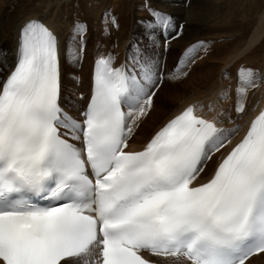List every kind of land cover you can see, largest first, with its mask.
Here are the masks:
<instances>
[{"label":"snow or ice","instance_id":"snow-or-ice-1","mask_svg":"<svg viewBox=\"0 0 264 264\" xmlns=\"http://www.w3.org/2000/svg\"><path fill=\"white\" fill-rule=\"evenodd\" d=\"M143 7L144 35L167 49L182 31L172 36L173 17L150 0ZM85 29L74 22L73 63ZM210 43L189 45L168 79L186 77ZM129 47L123 63L110 52L95 60L90 96L73 115L60 102L56 30L40 17L19 26L0 81V264H264V106H248L264 73L240 66L214 100L188 102L134 147L164 77L158 57Z\"/></svg>","mask_w":264,"mask_h":264},{"label":"bare ground","instance_id":"bare-ground-1","mask_svg":"<svg viewBox=\"0 0 264 264\" xmlns=\"http://www.w3.org/2000/svg\"><path fill=\"white\" fill-rule=\"evenodd\" d=\"M14 1L15 0H0V81L5 79L11 69L14 67L15 49L19 26L25 19L30 17H40L50 26L54 27L59 36L61 43L60 102L62 107L75 115L76 109H82L87 98L90 96L91 77L94 66L93 63L101 55H91V66L88 63V66H85V69L82 68L80 72L81 74L84 73V76L81 77V84L80 82L77 83L75 78H72L74 81L72 84V81H70V78L68 77V72L66 74V78L63 80L64 76L62 77V75L63 73L65 74V65L62 60L64 59L66 61L68 69H70V64H73L72 68L75 70L77 69L78 63L81 61L82 55L87 53L83 49L80 59L73 63L70 57V49L64 48V43L65 41L68 42V39L72 37L71 30L75 20L81 15V10L85 11L87 19H89L88 23L90 26L88 25L87 28L88 31L90 29V32L92 33L99 19V9L96 7V5H93L92 8L89 7L85 0H17L16 3L13 4ZM125 1L127 0L117 1L119 4L117 8L119 10L124 11L125 7L128 6L125 4ZM214 1L155 0V4L162 11L167 12L173 16V18H175V21H177V26L179 24L183 25V32L179 38H169V49L183 47L184 49L182 48L183 50L181 49L180 51L182 55L186 44L188 43L195 44L201 40L209 41L211 43L207 52L200 50L194 55L193 59L196 65H190L192 66V69L194 68V70L187 71L186 67L183 68V71H187V76L184 77V79L182 78L183 80L180 81L181 84H179V86H173L171 91L166 90L168 96L164 101L155 102L154 108L151 110L150 114L144 118L143 122L135 132L134 138L131 140V146H138L143 140H145L156 129H158L163 122L170 118L172 114L185 106L188 102L200 99L203 100L205 104H207L209 101L214 100L215 93L222 84L226 85L229 84L230 81H234L237 70L240 66L251 67L258 70L259 72L264 73V7L257 19L254 20L255 22H253V24H250L249 22V26L245 28L244 25L246 22H248L247 18H241L238 24H230V11L235 5V1ZM8 4H13L12 9ZM126 10L128 9L126 8ZM22 11L25 12V15L21 16L19 13ZM138 11L140 10L138 9L137 13ZM246 15L249 16L248 14ZM127 23L125 25H127L126 27H129ZM122 28L124 29V27ZM143 30L145 31V29ZM88 31L84 33H87ZM172 36L175 35L172 34ZM120 37L123 38L124 36ZM91 40H93V38H91ZM250 41L254 42V44L252 47L248 48ZM86 46L87 44H83L84 48H86ZM78 48H80V46H78ZM246 48V53L241 54L242 50ZM97 49H99V51L102 50L100 48ZM166 51L168 52V49H166ZM164 54L165 53L162 52L160 58H163ZM88 57H90V55L87 56V59ZM87 59L84 58L86 61ZM193 59L191 61H193ZM191 61H189L188 64L192 63ZM80 67H82V65H80L79 68ZM225 67L227 68L229 75L222 78L221 69ZM87 68L88 85H86L85 80V72ZM75 72L77 71H74V73ZM74 73L72 72L71 74L74 75ZM81 97H84V99H81ZM248 99V106L250 110L253 109L254 106H264V84H261V86L256 90L250 91ZM220 103L227 107L232 103V101H221ZM212 114L214 113H209V115ZM248 118L249 117L246 115L238 122L241 125H244ZM234 121L235 115L233 114V121L224 120L223 126L232 127ZM235 139H238V137ZM219 158V153L213 155L211 162L207 166L208 171H211ZM150 258L152 260L159 259L162 262L164 260V258ZM86 259L92 261L94 257H87ZM255 264H260V261H256Z\"/></svg>","mask_w":264,"mask_h":264},{"label":"rangeland","instance_id":"rangeland-1","mask_svg":"<svg viewBox=\"0 0 264 264\" xmlns=\"http://www.w3.org/2000/svg\"><path fill=\"white\" fill-rule=\"evenodd\" d=\"M16 1L17 0H15L13 2V4H15ZM85 1H86V3H88L89 7H91V8L93 5H96V7L99 9L98 10V18L99 19H98V22H97L92 33L90 32V29L88 31L87 27L89 25V23H88L89 19H87V16H86L84 10L83 11L81 10V15L75 20V21H79L82 24L86 25V29L84 32H86V31H88V32L87 33L83 32V38H84L83 44H85V45L87 44V46H86V48L83 47V49L86 51L87 54L82 55L81 61H80V63H78L77 69H75V70L72 68L73 64H70V66H69L70 69H68L67 65H66V61L64 59L62 60V62H64V65H65L64 66L65 74L63 73V75H62V77L64 76L63 80L66 78V74L68 72V77L70 78V81H72V84L74 83L72 78H75L76 82L77 83L80 82V84H81V81H82L81 77L84 76V73L81 74L80 72H81L82 68L85 69V66L86 67L88 66L87 65L88 63L90 65V62L92 60L91 57L94 54L107 55L110 52L113 55V57H115V60L117 63H119V62L123 63L125 60V53L132 51V49L129 47L130 41H138L142 48L146 47L149 54H151L155 57H158V59L160 58V55L162 52H164L166 54V55L164 54L163 58L159 59L160 65L163 69L162 75L164 77V81H163L162 86L160 87L161 90L159 89L157 91V95L155 97V102L164 101L165 98H167V96H168V93L166 90L171 91V88L173 86H176V85L179 86V84H181L180 81L184 79V78L180 79L179 81H172V80L168 79L170 73L176 68L177 64L180 63V57H181L180 51L183 47H176L174 49H171V48L169 49V47H167V49H168V52H167L165 47L163 46L164 42L162 39L159 40L158 45L152 44L147 39V37L144 35L145 31L143 30L145 28H144L143 24L141 23V20L143 18H147L149 15L147 10L143 7L145 0H137V1L136 0H127V1H125V4L128 6L125 7L124 11L119 10L117 8L119 6L117 1H120V0H111V1H109V0H85ZM186 1H189V0H186ZM215 1H221V0H215ZM226 1H229V0H226ZM232 1H235L236 3L234 5V7L231 9V11H230L231 13L229 12L230 13V18H229L230 24H235V23L238 24L240 22L241 18H247L248 22L245 23V25H244L245 28H247L249 26V22H250V24L251 23L253 24V22H255L254 20L257 19V17L260 15V13L264 7V0H232ZM150 3H151L152 7L160 9L155 4V0H150ZM13 4H8L11 9L13 7ZM121 7H122V5H121ZM126 8L128 10H126ZM136 9L137 10L139 9L140 11H138V13H137ZM105 10H107V13H108L107 17H105ZM132 13H134V14H132ZM245 13L248 14L249 16H247ZM142 14H143V16H142ZM19 15H21V16L25 15V12L22 11L19 13ZM242 15H243V17H242ZM113 17H115V23L112 22ZM124 17L127 19V21ZM232 17H233V19H232ZM173 19L175 21V18H173ZM127 22H129V23H127ZM126 23L130 27V29H129V27H126L127 26V25H125ZM176 26H177V21H175V30L172 32L173 35H176V32H180L183 30V28L181 29V27H180L181 24H179L177 27ZM122 27H124V29ZM134 29H135V31H134ZM119 30H121V31H119ZM130 30L131 31L133 30L134 32L133 31L131 32ZM141 33H142V35H141ZM120 36H124L123 37L124 39L121 38ZM91 38H93V40H91ZM125 38H127V39H125ZM79 39H80L79 37H76L75 43L73 42V40L71 38L68 39V42L65 41V43H64V48H67V49L77 48L78 49V46H80ZM227 40H230V39H227ZM98 42H99V44H98ZM189 44L191 45V43H188V44H186V47L189 46ZM123 45H124V47H123ZM186 47H185V49H186ZM97 48H100L102 50L99 51V49H97ZM163 49H165V50H163ZM89 55H90V57H88V59H87V56H89ZM84 58H86L87 61L84 60ZM193 61H194V59H193ZM193 61H191L192 63L188 64V66L186 67L187 71L188 70H194V68L192 69V66H190V65L194 66L195 61L194 62ZM80 65H82V67L79 68ZM89 69H90V67H89ZM186 70L184 72H187ZM74 71H77V72L74 73ZM70 72L71 73L73 72L74 75L71 74ZM87 73H88V68L85 72L86 85H88ZM63 87H64V83H63ZM74 88L77 89L76 87H74Z\"/></svg>","mask_w":264,"mask_h":264}]
</instances>
